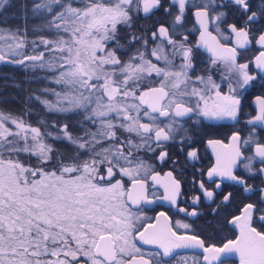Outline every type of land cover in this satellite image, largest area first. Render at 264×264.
I'll use <instances>...</instances> for the list:
<instances>
[{
    "label": "snow or ice",
    "instance_id": "snow-or-ice-1",
    "mask_svg": "<svg viewBox=\"0 0 264 264\" xmlns=\"http://www.w3.org/2000/svg\"><path fill=\"white\" fill-rule=\"evenodd\" d=\"M18 10L47 35L0 28V63L48 70L60 91L33 78L0 86L26 93L19 112L0 95V264H225L231 254L264 264V93L247 137L207 139L215 162L196 168L203 122L240 123L264 82V0H21ZM33 103L54 118L27 120ZM227 186L255 200L225 217L235 239L213 243L220 221L198 223L197 208L203 197L218 217L237 195ZM185 190L199 192L191 211L177 209L191 222L147 215Z\"/></svg>",
    "mask_w": 264,
    "mask_h": 264
},
{
    "label": "flooded vegetation",
    "instance_id": "flooded-vegetation-1",
    "mask_svg": "<svg viewBox=\"0 0 264 264\" xmlns=\"http://www.w3.org/2000/svg\"><path fill=\"white\" fill-rule=\"evenodd\" d=\"M229 23L233 22L231 17L229 18ZM255 52V48L252 49L251 52L246 53L247 56H251ZM206 58V55L205 57ZM198 67H201L198 65ZM264 93V82H257L254 87H252L247 93V99L245 102V115L240 123H236L233 121H204L203 124L205 125V135L202 138V142L198 145L201 150V160L196 164V168H205L207 169L215 162V155L210 148L207 147L206 141L207 139H221L224 140L225 144L228 143L227 136L231 134L232 131L239 130L243 128L241 135L243 137H247L250 126L245 124V121L249 118L250 115H255V105L252 103L254 97L256 95H260ZM255 133L258 139L264 141V129L260 127L255 128ZM251 154V153H246ZM259 166V162L257 165ZM158 170L162 169L163 171L168 170V165H158ZM237 175H244V171H238ZM185 176L187 177V181H183L185 184V189L190 187L188 181L191 180L192 172L186 171ZM206 184L210 186V182L207 181L206 176L204 177ZM251 183H260L259 180L251 181ZM224 187V186H222ZM156 195L159 196L162 194V189H155ZM225 191H236L237 195L236 198L232 201L229 205L222 206V210L220 211V215L218 217H214L212 214V209L216 207L215 204L205 201L203 197L201 198V203L199 204L197 210L201 212L202 218L198 220V223H203L204 220H211L217 219L220 221L218 225L219 235H213L212 242L218 243L221 239H235L238 235V230L234 229L231 225H227L224 223L225 217L227 219H231L232 215H239V211L237 206L241 204V202H253L255 197H252V201H248L246 199L247 194H241L234 186H227L225 187ZM192 195H199L198 191H184V199L182 201H178L176 206L170 205L168 202L164 201H157V203L148 205L145 208V211L148 216H155L160 211L168 212L169 216L173 218V220H184L185 222H191L190 219L186 218L185 213L179 212L177 209L179 207L188 208L191 211V196ZM218 199V198H217ZM223 209H226L223 210ZM262 213H257L256 217H254V226L260 227V223L258 221V216ZM148 250H152L154 246L145 245L144 246ZM180 255H186L191 257L193 255L191 250H180ZM225 264H239V257L237 254H231L225 258Z\"/></svg>",
    "mask_w": 264,
    "mask_h": 264
},
{
    "label": "trees",
    "instance_id": "trees-1",
    "mask_svg": "<svg viewBox=\"0 0 264 264\" xmlns=\"http://www.w3.org/2000/svg\"><path fill=\"white\" fill-rule=\"evenodd\" d=\"M31 3V0H28ZM39 2V0H36ZM21 0H10L11 6H5V8L0 11V28L5 29H15L16 27H23L25 23L29 28L28 38L29 40L35 39L37 34H44L47 33H37L34 34L32 32V28L34 26H38L40 24V19L38 17H30L27 22L22 17V14L18 10L19 4ZM30 50V45L25 49ZM52 73L48 70L41 69V68H28L23 65L11 64V63H1L0 64V86L7 83H11L13 80L16 82H23L27 78H33L37 81V83H33L31 85L32 88L37 87H50L55 88L57 91H60V88L53 83L49 79H45V77H50ZM0 95H13L16 97L15 100H10L8 105L5 107L9 108L10 110L19 112L25 105V95L26 93H22L15 88H4L3 92ZM39 95V93H37ZM48 99H54L52 96H48ZM29 108L34 109L32 112L28 113L26 119L35 124V122L40 118H54L52 114H46L43 106L39 103H33L28 105Z\"/></svg>",
    "mask_w": 264,
    "mask_h": 264
},
{
    "label": "rangeland",
    "instance_id": "rangeland-1",
    "mask_svg": "<svg viewBox=\"0 0 264 264\" xmlns=\"http://www.w3.org/2000/svg\"><path fill=\"white\" fill-rule=\"evenodd\" d=\"M40 50H43V49H40ZM25 52H26V54H29V55L34 54V53L32 52L31 46H30V50L27 49V50H25ZM0 64H1V63H0Z\"/></svg>",
    "mask_w": 264,
    "mask_h": 264
}]
</instances>
